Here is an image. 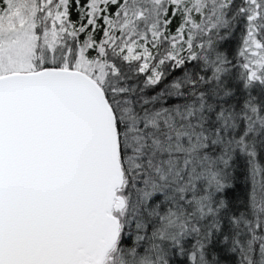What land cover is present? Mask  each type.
<instances>
[{
    "label": "snow or ice",
    "instance_id": "obj_1",
    "mask_svg": "<svg viewBox=\"0 0 264 264\" xmlns=\"http://www.w3.org/2000/svg\"><path fill=\"white\" fill-rule=\"evenodd\" d=\"M0 264H264V0H0Z\"/></svg>",
    "mask_w": 264,
    "mask_h": 264
}]
</instances>
